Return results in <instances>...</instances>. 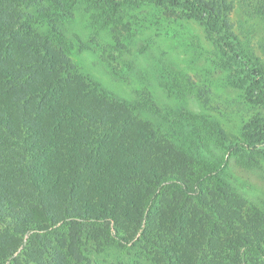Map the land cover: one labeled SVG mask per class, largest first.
I'll use <instances>...</instances> for the list:
<instances>
[{
	"label": "trees",
	"instance_id": "16d2710c",
	"mask_svg": "<svg viewBox=\"0 0 264 264\" xmlns=\"http://www.w3.org/2000/svg\"><path fill=\"white\" fill-rule=\"evenodd\" d=\"M82 1L196 20L215 63L264 103V65L226 0H0V264H86L88 240L133 243L154 264H264V214L226 182L228 161L165 139L142 115L165 122L158 105L117 99L75 70L68 26ZM256 8L264 16V0ZM210 127L228 152L259 150L227 148L221 124Z\"/></svg>",
	"mask_w": 264,
	"mask_h": 264
},
{
	"label": "rangeland",
	"instance_id": "374dc122",
	"mask_svg": "<svg viewBox=\"0 0 264 264\" xmlns=\"http://www.w3.org/2000/svg\"><path fill=\"white\" fill-rule=\"evenodd\" d=\"M226 1L233 32L264 65V16L256 8L258 0H241L242 7L239 0ZM5 17L6 10L0 18ZM68 28L67 51L77 72L117 99L143 97L149 105H158L165 122L149 112L143 117L164 125L167 140L186 146L191 144L187 140L194 142L203 160H227L226 182L244 207L264 214V103L247 95L215 63L216 46L199 22L169 14L153 3L116 8L82 1ZM44 29L38 26L34 33ZM22 35L19 32L17 38ZM25 53L29 55L24 49ZM180 114L187 115L184 123L172 124ZM214 120L222 126L227 148L241 141L260 151L223 149L209 135ZM84 244L86 264H154L133 243Z\"/></svg>",
	"mask_w": 264,
	"mask_h": 264
}]
</instances>
